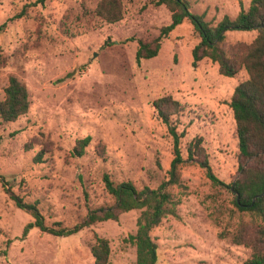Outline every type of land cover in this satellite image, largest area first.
<instances>
[{"label":"rangeland","instance_id":"obj_1","mask_svg":"<svg viewBox=\"0 0 264 264\" xmlns=\"http://www.w3.org/2000/svg\"><path fill=\"white\" fill-rule=\"evenodd\" d=\"M0 0V99L10 76L29 92L28 111L15 121L0 118V264H92L93 233L108 239L110 264H136L129 236L140 209L76 233L56 236L31 227L6 188L36 202L49 226L71 227L89 209L110 206L103 175L131 181L140 190L168 178L173 142L152 101L171 95L183 110L171 117L183 159L187 143L202 138L210 166L224 183L237 176V139L229 106L244 69L219 74L208 58L192 66L199 41L185 20L161 41L156 56L135 61L137 40L156 37L170 22L164 5L123 0L124 16L109 23L94 13L99 0ZM190 11L215 25L234 18L239 0H188ZM250 0H241L246 8ZM255 30H229L228 42H250ZM90 137L81 156L77 139ZM42 151L39 161L35 157ZM160 166H158V164ZM180 181L168 189L179 200L151 231L158 244L156 264H240L250 249L222 238L239 212L226 187L214 185L200 165H180ZM1 180L6 181L3 184Z\"/></svg>","mask_w":264,"mask_h":264},{"label":"trees","instance_id":"obj_2","mask_svg":"<svg viewBox=\"0 0 264 264\" xmlns=\"http://www.w3.org/2000/svg\"><path fill=\"white\" fill-rule=\"evenodd\" d=\"M43 4L45 0H37ZM154 5H164L170 12V22L159 29L156 37L137 40L135 61L149 59L157 55L163 38L178 25L188 20L199 36V41L192 47V66L208 58L217 64L221 75L234 77L241 69L246 71V79L238 82L229 100L235 122L237 139V176L229 183H224L213 172L208 154L202 145L201 137H194L186 145L187 158L183 159L180 138L171 117L183 110V105L171 95H163L152 101L159 118L166 125L173 142V158L168 169V178L157 188L144 186L138 190L131 181L114 183L108 174L103 175L106 191L112 196L110 206L89 209L85 216L71 227L49 226L38 209L36 202H26L21 196L6 188L15 205L29 213L32 221L23 230L25 235L31 227L56 236H65L78 232L90 225L112 219L132 209H140L136 218V231L129 236L135 246L136 264H156L158 244L151 236L154 227L168 215L177 216L179 200L168 189L180 181V165L185 161L196 162L205 171L214 185L226 187L232 194V203L239 212L249 215L239 218L232 231L220 233L222 238H229L233 243L250 249L249 256L240 264H264V0H250L246 8L242 6L234 18L224 15L215 25L205 20L203 14L190 11L188 0H151ZM94 13L101 19L114 23L124 16L123 0H99ZM255 30L254 38L228 42L225 32L229 30ZM29 92L25 84L16 76H10L0 99V118L2 122L15 121L29 108ZM90 140L89 136L77 139L73 154L81 156ZM39 151L35 161H39ZM158 166L159 163H157ZM5 185L6 181L1 180ZM91 253L92 264H110V244L107 238L93 233Z\"/></svg>","mask_w":264,"mask_h":264}]
</instances>
